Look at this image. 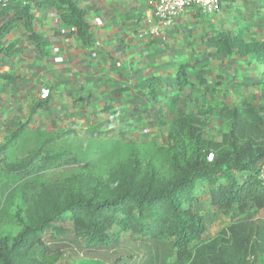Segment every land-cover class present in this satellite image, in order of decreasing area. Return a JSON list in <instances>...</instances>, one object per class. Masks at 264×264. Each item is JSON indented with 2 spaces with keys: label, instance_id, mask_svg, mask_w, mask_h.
Returning <instances> with one entry per match:
<instances>
[{
  "label": "trees",
  "instance_id": "obj_1",
  "mask_svg": "<svg viewBox=\"0 0 264 264\" xmlns=\"http://www.w3.org/2000/svg\"><path fill=\"white\" fill-rule=\"evenodd\" d=\"M43 6L54 8L77 36L89 35L85 13L73 0H14L0 9V37L14 28L6 20L14 12L43 55L45 43L34 31L31 13ZM246 32H220L210 42L219 55L256 57L263 67L256 85L259 102L252 97L241 108L222 104L195 113L179 108L178 98L171 100L169 113L162 112L157 124L163 132L168 128L173 144L158 148L153 156H165V167L150 160L145 165V149L136 142L107 139L93 128L80 144L78 137L74 143L69 137L79 129L45 132L29 129L28 121L11 132L0 144V197L18 192L26 196V190L37 186L33 180L28 185L30 178L63 166L70 173L76 170V187L52 210L29 212L17 239H0V264H56L67 249L85 252L97 264H254L259 252L264 257V228L250 223L264 212V181L258 169L264 162V41L247 40ZM20 52L0 43V54L8 58ZM187 69L183 65L177 74L180 91L195 88ZM196 77L198 85L206 83L200 73ZM48 102H38L33 111ZM218 117L228 126L220 137L208 132L203 121ZM29 137V157L15 159L13 154ZM166 166L169 175L161 169ZM205 190L224 214L235 211L233 217H245L209 242L203 241L205 219L194 206ZM55 191L47 189L45 196L53 198Z\"/></svg>",
  "mask_w": 264,
  "mask_h": 264
},
{
  "label": "crops",
  "instance_id": "obj_2",
  "mask_svg": "<svg viewBox=\"0 0 264 264\" xmlns=\"http://www.w3.org/2000/svg\"><path fill=\"white\" fill-rule=\"evenodd\" d=\"M73 1L90 25L86 37L65 26L50 6L31 10L34 31L45 43L43 55L23 20L14 12L6 16L14 28L0 43L21 52L11 58L0 54V141L13 118H26L31 128L47 132L93 128L163 136L157 124L161 113H169L170 101L183 92H193L191 86L177 87L183 65L193 90L208 98L207 107L241 108L252 97L259 102L256 85L263 67L256 57L219 55L210 38L244 29L247 40L264 41V0H222L223 8L211 17L187 10L162 26L159 36L152 33L158 24L149 5L153 0ZM198 73L205 84L198 85ZM44 99L48 104L33 111Z\"/></svg>",
  "mask_w": 264,
  "mask_h": 264
},
{
  "label": "rangeland",
  "instance_id": "obj_3",
  "mask_svg": "<svg viewBox=\"0 0 264 264\" xmlns=\"http://www.w3.org/2000/svg\"><path fill=\"white\" fill-rule=\"evenodd\" d=\"M223 8V3H222ZM213 15H210V17ZM193 91V89H192ZM220 102L218 100H215ZM209 100L206 98L205 95L199 93L198 91L193 92H183L179 98L178 107L182 110L190 109V111L199 112L202 109H207L209 106ZM203 107V108H202ZM204 111V110H202ZM208 112V110H206ZM214 115V114H213ZM207 125V131L210 132L212 135L220 137L226 130H227V122L218 117L213 118L211 122L207 120H203ZM26 118H13L9 120L5 130L2 131L3 137L1 138L0 144L4 142L6 137L16 128L26 123ZM29 129L36 130L35 128H31L28 126ZM73 130V129H72ZM71 131L70 129L64 131L59 130L58 133L68 132ZM141 131V133H140ZM47 132V131H45ZM168 128H165L164 135L162 136L160 133L155 131H142V130H135L131 132H127L126 134H115L113 130L108 131H100L102 135H105L107 139H119V140H127L130 142H136L139 148L145 149L143 150V154L145 156V165L150 161H153L155 164L159 165L160 167H165V161L162 156L158 154L153 159V156L156 152H158V148L166 149L170 145H172V141L170 140L168 134ZM1 133V131H0ZM156 133V134H155ZM89 130H78V131H71L69 137H73V143L76 140L77 144H80L84 141L86 137L90 135ZM160 134V135H159ZM1 135V134H0ZM131 135V136H129ZM104 138V137H103ZM27 143L24 145H19V149H17L16 153L13 154L15 159L19 161L26 160L28 156V152L32 148V140L31 137L27 139ZM155 142L156 146L152 145ZM129 143V142H128ZM68 145L71 144L70 141L67 142ZM118 152V150H117ZM121 151H119L120 153ZM121 154H124L121 152ZM125 156V155H124ZM163 173L169 175L168 166L165 169L161 168ZM71 171V170H70ZM69 167L63 166L60 167L57 171H48L44 174V176L40 175L37 178H30L27 182L35 183L37 186L34 188H29L26 190L27 195L23 196L21 192L11 194L7 199L6 196L0 197V239L5 237H10L11 239H17L18 235L23 230V226L26 221H28V213L35 212L38 210H52L53 207L61 204L63 199L68 194V190L74 189L76 187V179H74V174L76 170L73 172L71 171L69 175ZM74 173V174H72ZM70 177V178H69ZM26 180V179H25ZM21 180V181H25ZM26 183V182H25ZM20 184V183H19ZM46 186V188H45ZM47 189L49 192L56 190L58 192H54L53 198H47ZM203 191V190H202ZM46 195V196H45ZM201 195V189L197 191V196ZM195 210L197 213L202 215L205 219L206 223V232L203 236L204 242H209L215 239L219 234L223 232V230L227 229L230 225L237 223L238 221H245V217L241 216L237 218L236 212L233 211L229 215L224 214L220 209L215 207L211 199L209 198V194L207 190L204 191V196L201 200L194 204ZM250 223H254V225H260L264 228V212L261 213L257 217L253 216V219L250 220ZM70 225V224H69ZM254 264H264V257L263 253L259 252L256 255V259L251 261ZM98 260L91 255L86 254L82 251H77L74 249H67L66 255L62 256L58 263L56 264H97Z\"/></svg>",
  "mask_w": 264,
  "mask_h": 264
},
{
  "label": "built area",
  "instance_id": "obj_4",
  "mask_svg": "<svg viewBox=\"0 0 264 264\" xmlns=\"http://www.w3.org/2000/svg\"><path fill=\"white\" fill-rule=\"evenodd\" d=\"M14 0H0V9L5 8ZM27 2V0H17ZM152 7V13L157 20V27L153 29V35L159 36L161 27L169 24L185 11L190 9H197L203 15H216L222 9V0H153L149 3ZM212 155L208 159L212 160ZM258 169L260 171V178L264 181V162H262Z\"/></svg>",
  "mask_w": 264,
  "mask_h": 264
}]
</instances>
